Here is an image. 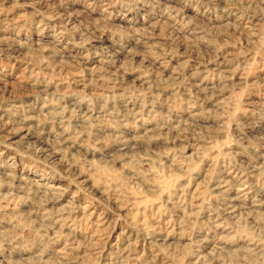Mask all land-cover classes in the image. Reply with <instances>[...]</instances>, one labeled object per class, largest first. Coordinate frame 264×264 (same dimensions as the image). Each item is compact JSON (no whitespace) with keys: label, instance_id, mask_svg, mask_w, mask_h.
<instances>
[{"label":"rangeland","instance_id":"374dc122","mask_svg":"<svg viewBox=\"0 0 264 264\" xmlns=\"http://www.w3.org/2000/svg\"><path fill=\"white\" fill-rule=\"evenodd\" d=\"M0 264H264V0H0Z\"/></svg>","mask_w":264,"mask_h":264},{"label":"bare ground","instance_id":"6f19581e","mask_svg":"<svg viewBox=\"0 0 264 264\" xmlns=\"http://www.w3.org/2000/svg\"><path fill=\"white\" fill-rule=\"evenodd\" d=\"M3 116V115H2ZM25 120V119H24ZM10 122V121H9ZM221 186V185H220ZM227 186V185H226ZM224 191V190H223ZM247 195V194H246ZM234 198V197H233ZM233 200V199H232ZM233 205V204H232ZM230 207V206H229ZM233 207V206H232Z\"/></svg>","mask_w":264,"mask_h":264}]
</instances>
